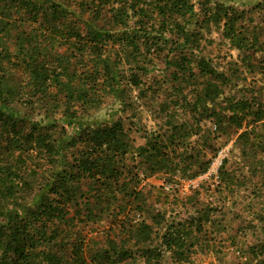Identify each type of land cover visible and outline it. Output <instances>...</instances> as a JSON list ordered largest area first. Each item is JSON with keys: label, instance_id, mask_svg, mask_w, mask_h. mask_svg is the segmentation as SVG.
<instances>
[{"label": "trees", "instance_id": "1", "mask_svg": "<svg viewBox=\"0 0 264 264\" xmlns=\"http://www.w3.org/2000/svg\"><path fill=\"white\" fill-rule=\"evenodd\" d=\"M64 1L17 0L24 12L19 19L9 12L17 8L13 1L0 0V31L17 29V39L28 46L26 56L18 61L25 64L33 80L24 91L51 104L41 119L26 121L11 106V100L0 102V126L8 131L0 146V264H86L84 249L90 238L83 229L97 216L110 217L109 229L123 233L111 239V235L107 236V248L112 251L105 248L104 258L111 264L133 257L135 250H140L150 264H161L163 249L151 245L153 233L161 234L165 250L173 257L186 259L193 245L191 237L202 230V221L169 222L165 210L153 208L144 192L142 176L163 172L179 174L177 179H192L206 172L212 157L201 158L199 170L184 175L181 171L187 155L182 152L180 162L173 153L185 144V138L206 125V120L213 123L210 132L214 135L227 132L232 124L241 127L252 112L250 103L243 98H228L227 104L219 107L223 89L209 79L193 104L194 121L189 131L183 124L171 125L172 121L166 119L165 126L171 125L170 129L144 133L146 141L139 145L135 144L132 129L121 120L105 123L92 119L90 110L108 93L118 99L126 94L119 84L120 64L126 61H137L136 71L129 77L134 86L141 84L138 70L145 69L144 61L162 56L175 66L172 74L177 79L182 74L194 75V67L214 79L225 77L211 59L193 56L199 49V44L194 43L199 38L193 29L200 21L206 26L223 22L224 37L243 48L247 41L244 43V30L237 27L242 17L234 7L237 0ZM72 3L82 7L78 9ZM132 15L140 18V29L129 27ZM104 18L107 21L99 25ZM30 20L39 23L41 34L49 29L52 46L68 44L67 49L76 51L80 64L60 51L49 61L47 56L54 47L50 44L38 49L31 45L32 35L19 30ZM2 60L0 98L7 100L17 91L7 80ZM140 93L145 96L143 90ZM56 108L62 117L56 123L45 122L44 118L51 117L50 110L54 112ZM253 113L256 120L262 118L257 111ZM250 133L246 128L238 137L248 140ZM169 146L174 147L169 151ZM260 147L264 151V139ZM10 157L13 159L8 160ZM83 183L90 185L88 191H80ZM144 213L146 217L137 218ZM57 238L64 247L71 246L68 258L42 247L44 240Z\"/></svg>", "mask_w": 264, "mask_h": 264}, {"label": "rangeland", "instance_id": "2", "mask_svg": "<svg viewBox=\"0 0 264 264\" xmlns=\"http://www.w3.org/2000/svg\"><path fill=\"white\" fill-rule=\"evenodd\" d=\"M7 1H13V5L17 6L9 12L20 19L24 12L21 11L17 0ZM64 2L69 3L66 0ZM72 5L78 9L82 7L79 3ZM234 7L242 15L237 27L243 29L246 35L243 40L244 43L247 41V45L243 48L236 47L231 40L224 37L223 22L210 23L206 26L200 21L199 25L195 26L196 29H193L199 38L198 42H194L199 44V49L195 50L193 56L211 59L215 69L225 77L217 76V79H214L194 67V75L182 74L180 79H177L175 74H172L175 66L170 64L168 58L162 56L155 57L152 61H144L145 69L138 70L141 84L134 86L129 83V77L136 71L134 66L137 61H126L120 64L119 83L126 89V94L122 99H118L112 93H108L103 102L90 110L92 119L105 123L121 120L126 127L132 129L135 144L139 145L146 141L142 137L144 133L150 135L151 131L158 129L163 131L166 127L170 129L173 124H183V128L189 131L188 126L194 121L193 104L199 98L201 86L209 79L217 82L223 89L219 97V107H224L228 98L247 99L251 105L252 112L243 120L241 127L232 124L227 132L214 135L210 132L213 123L206 120V125L202 124L197 133L185 138V144L179 145L178 151L173 153L174 159L180 162L182 152L187 155L183 158L185 167L181 171L184 175L198 171L201 158L212 157L214 160L221 157L220 170L200 178L198 185L189 184L187 178L177 179L179 174L172 176L169 173L158 172L142 176L144 192L153 208L156 207L155 211L165 210L169 222L187 223L201 220L203 223L202 230L193 233L191 237L193 245L186 253L188 255L186 259L177 260L173 257L171 252L165 250L161 234L153 233L151 245L156 249H163L161 264H264V151L260 147V142L264 139V0H237ZM106 21L104 18L98 23L103 25ZM139 21V17L132 15L129 27L140 29ZM38 24L30 20L23 26L21 24L19 30H27L30 33L28 35H32L31 45L42 50L50 47L51 34L49 29L41 34ZM115 29L120 28L115 26ZM17 31L12 27L0 31V60L3 59L7 67V80L17 91L16 96L7 100L0 98V102L6 103L11 100V106L18 109L26 121L39 120L51 104L46 100L41 101L40 98H32L24 91L33 84V80L30 79L25 64L18 62L26 56L28 46L26 42L22 44L17 39ZM52 47L54 48L47 56L49 61H53V54L60 51L67 52L70 59L80 64L81 59L76 56V51L67 49L68 44ZM42 53L46 58V52ZM140 90L145 92V96ZM253 111H257L262 118L256 120ZM50 116L49 119L44 118V121L56 123V119L62 117L60 109L56 108L54 112L50 110ZM166 119L172 121L171 125L165 126ZM57 124L61 126L62 121ZM246 128L251 131L248 140L245 137L240 139L239 134ZM7 135L8 131L0 126V146ZM173 147L169 146L168 150ZM89 186L88 183H83L79 186L80 191H88ZM78 201L79 206L81 200ZM78 206L71 207L75 210ZM146 216L147 213H144L143 216L137 215V218ZM110 221V217L99 219L97 216L95 221L84 227V234L90 238V244L84 249L86 264H111L109 259L104 258L105 248L112 251L107 248V236L111 235V239L118 235L122 236L123 233L117 234L116 231L110 230ZM59 240L60 238L51 242L44 240L42 247L68 258L71 246L64 247ZM112 264L150 263L140 250H135L133 257Z\"/></svg>", "mask_w": 264, "mask_h": 264}, {"label": "built area", "instance_id": "3", "mask_svg": "<svg viewBox=\"0 0 264 264\" xmlns=\"http://www.w3.org/2000/svg\"><path fill=\"white\" fill-rule=\"evenodd\" d=\"M221 163H222V159L220 156L218 158L212 160V162H211L208 170L206 171V173L201 174L200 176H197V177L192 178V179L190 178L189 184L194 185V186L198 185L200 178H202L203 176L207 175L210 172H217L219 170Z\"/></svg>", "mask_w": 264, "mask_h": 264}]
</instances>
